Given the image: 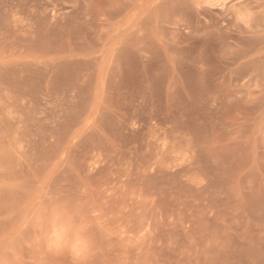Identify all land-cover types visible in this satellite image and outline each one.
<instances>
[{
  "label": "rangeland",
  "instance_id": "rangeland-1",
  "mask_svg": "<svg viewBox=\"0 0 264 264\" xmlns=\"http://www.w3.org/2000/svg\"><path fill=\"white\" fill-rule=\"evenodd\" d=\"M0 264H264V0H0Z\"/></svg>",
  "mask_w": 264,
  "mask_h": 264
},
{
  "label": "clouds",
  "instance_id": "clouds-1",
  "mask_svg": "<svg viewBox=\"0 0 264 264\" xmlns=\"http://www.w3.org/2000/svg\"><path fill=\"white\" fill-rule=\"evenodd\" d=\"M78 243H81V244H83V243H85V241H83V240H80V241H78Z\"/></svg>",
  "mask_w": 264,
  "mask_h": 264
}]
</instances>
